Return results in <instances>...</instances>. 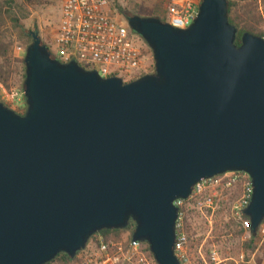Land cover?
I'll return each mask as SVG.
<instances>
[{
  "label": "water",
  "instance_id": "1",
  "mask_svg": "<svg viewBox=\"0 0 264 264\" xmlns=\"http://www.w3.org/2000/svg\"><path fill=\"white\" fill-rule=\"evenodd\" d=\"M155 71L124 83L52 57L29 32L26 111L0 101V264L74 260L102 231L127 230L158 264L175 256L177 200L203 179L247 173L250 234L264 222V38L201 0L176 29L126 18Z\"/></svg>",
  "mask_w": 264,
  "mask_h": 264
},
{
  "label": "built area",
  "instance_id": "2",
  "mask_svg": "<svg viewBox=\"0 0 264 264\" xmlns=\"http://www.w3.org/2000/svg\"><path fill=\"white\" fill-rule=\"evenodd\" d=\"M61 8V22L55 37L57 54L61 63L75 61L88 71H96L102 78L117 77L124 83L150 74L152 64L147 52L139 45L140 38L128 27L126 20L116 16L110 0H55ZM201 0H174L167 8L165 23L176 29L188 28L198 17ZM26 47L17 46L15 55L24 59ZM12 110L26 109L22 91L6 93ZM237 196L232 203V215L241 221L250 235V221L244 215L252 199V181L244 172H228L199 181L186 200H177L175 256L180 264H255L254 257L244 253L237 257H222L219 250L210 247L208 253L200 248L194 254L190 233V216L194 209L216 212L223 202ZM131 233L121 239H106L96 234L85 250L79 252L73 264H158L146 243L131 239ZM255 241L264 242V224ZM129 235V237L127 236Z\"/></svg>",
  "mask_w": 264,
  "mask_h": 264
},
{
  "label": "rangeland",
  "instance_id": "3",
  "mask_svg": "<svg viewBox=\"0 0 264 264\" xmlns=\"http://www.w3.org/2000/svg\"><path fill=\"white\" fill-rule=\"evenodd\" d=\"M20 7L17 9V14L20 17L21 27L28 34L31 31H37L42 39L43 44L50 47V51L53 55L57 54V46L55 44V37L58 30V26L61 22V8L58 2L55 0H34L28 3L26 0H15ZM112 6H119L123 13L136 14L139 16H145L153 14L155 5L166 11L168 6L174 0H110ZM236 1V0H230ZM260 12L264 19V3L263 0H258ZM117 18L121 21H125L126 18L117 13ZM7 26V34L13 41L11 50V62H12V75L8 82V87L4 83L0 82V101L9 107L6 100V93H11L14 90H20L24 93V78L25 66L23 60L17 58L14 53V49L17 46L26 47L31 43L26 39H22L17 30ZM264 31V22L262 25ZM139 45L147 52L149 63L152 64L149 72L154 73V60L152 52L144 41L139 38ZM22 62V65H21ZM24 68V69H23ZM26 109H16L15 112L23 115ZM237 199V196H233L228 202H223L220 208L212 213L207 210L194 209L190 216V233L192 235V249L196 254L201 248L203 253H208L209 248L215 247L219 250L222 257H237L241 253L245 252V243L249 240V233L245 232L242 228L241 221L236 219L231 213L232 203ZM232 225L231 232L237 230H243V235L240 238L233 237V233L226 237V232L223 231L226 225ZM238 226L237 229L235 226ZM229 231V230H228ZM229 231V232H230ZM129 237V235H127ZM263 242H256L254 254L255 264H264V256L262 254Z\"/></svg>",
  "mask_w": 264,
  "mask_h": 264
},
{
  "label": "trees",
  "instance_id": "4",
  "mask_svg": "<svg viewBox=\"0 0 264 264\" xmlns=\"http://www.w3.org/2000/svg\"><path fill=\"white\" fill-rule=\"evenodd\" d=\"M28 3L34 0H26ZM229 3V21L230 23L238 29V36L236 44L240 45L241 37L245 33H249L261 38H264V31L262 30V25L264 22L263 16L260 12L258 0H236L230 1ZM264 3V0H263ZM20 6L17 5L15 0H0V82L4 83L8 87V82L12 75V62H11V50L13 46V41L11 37L7 34V26L13 27L20 34L21 40L26 39L31 41L29 33L26 32L21 27L20 17L17 14V9ZM113 7V6H112ZM160 6L154 7L153 16L159 18L162 22H165L167 12L160 9ZM113 10L121 14L125 18L134 16L136 14H126L122 12L119 6L113 7ZM22 65V62H21ZM24 69V68H23ZM25 79V74L23 75ZM21 115V114H20ZM264 224V222H263ZM237 229L238 226L234 225ZM232 225H226L224 230L226 232V237L233 233V237L240 238L243 235V230H237L231 232L230 229ZM230 232H229V231ZM134 231V224L131 223L127 230H112V231H102L98 234L104 236L106 239L114 238L121 239L128 233ZM249 240L245 243V252L247 259H250L254 254L256 247L254 246L257 239V234L249 235ZM93 239V238H92ZM262 254L264 256V242L262 245ZM75 260H71L67 255L60 254L51 264H73Z\"/></svg>",
  "mask_w": 264,
  "mask_h": 264
},
{
  "label": "crops",
  "instance_id": "5",
  "mask_svg": "<svg viewBox=\"0 0 264 264\" xmlns=\"http://www.w3.org/2000/svg\"><path fill=\"white\" fill-rule=\"evenodd\" d=\"M166 12H167V10H166ZM145 16H153L152 14H150V15H145Z\"/></svg>",
  "mask_w": 264,
  "mask_h": 264
}]
</instances>
